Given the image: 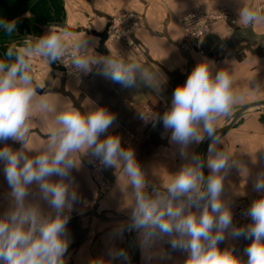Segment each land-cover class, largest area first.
Wrapping results in <instances>:
<instances>
[{
    "label": "clouds",
    "instance_id": "clouds-1",
    "mask_svg": "<svg viewBox=\"0 0 264 264\" xmlns=\"http://www.w3.org/2000/svg\"><path fill=\"white\" fill-rule=\"evenodd\" d=\"M237 14V22L244 27L264 23V9L251 2L241 3ZM16 23L0 17V32L15 33ZM72 37L68 29L50 25L44 35L29 36L22 44L9 46L0 59V141L12 138L24 145L16 151L0 147L2 172L12 200L10 209L0 216V264H64L69 241L65 227L68 217L63 213L77 199L69 180L70 170L78 166L77 153L88 150L104 167L118 168L125 184L131 186V227L141 231L143 242L167 235L173 249L187 253L185 264H264V195L254 200L245 213L252 222L233 226L230 205L221 197L225 176L237 162L227 147L217 148L222 143L217 134L218 119L228 115L249 92L264 87L248 85L237 90L231 71L220 68L213 74L212 62L200 60L185 83L174 89L170 108L160 120L165 129L172 130L171 140L181 146L182 156H187V145L201 142L206 134L211 141L207 160L192 155L168 177L163 189L153 188L149 193L134 150L122 147L118 135L100 138L115 119L114 114L104 107L82 112L70 100L58 105L55 94L38 93L32 60L38 56L49 65L67 57L66 66L84 73L100 64L103 76L124 87L134 85L137 76L158 87L156 72L118 51L93 55L86 38ZM35 110L51 114L52 122L43 145L30 156L28 151L33 149L28 143ZM141 115L145 119L155 116L146 106ZM205 166L210 170L207 176L202 171ZM32 184L52 212L45 214L38 203L27 202ZM254 187L264 192V173L257 176ZM226 231L232 237L251 239L244 250L246 261L231 249L218 247ZM115 254L125 256L122 250Z\"/></svg>",
    "mask_w": 264,
    "mask_h": 264
},
{
    "label": "crops",
    "instance_id": "crops-1",
    "mask_svg": "<svg viewBox=\"0 0 264 264\" xmlns=\"http://www.w3.org/2000/svg\"><path fill=\"white\" fill-rule=\"evenodd\" d=\"M65 18L59 26L73 33V39L86 38L88 46L96 52L98 39L91 33H101L109 20L116 15L132 11L138 14L140 27L135 33V41L142 51L137 61L149 66L156 72L158 87L147 84L139 76L130 87L103 76L99 69L102 65L92 66L88 73L80 72L79 77L66 82L63 74L53 71L41 58L32 60V73L37 91L40 94H55L56 103L70 100L73 106L82 112L95 107H104L114 114L112 124L102 133L118 135L121 146L131 147L145 175L146 190L163 189L168 177L175 174L192 155L201 154V147L207 138L187 145V156L181 155V146L171 140V129H165L160 117L171 105L174 89L185 83L195 65L207 58L213 64V74L220 68H227L233 76L237 90L260 85L264 87V23L244 27L239 24L237 10L241 3H253L264 9V0H62ZM220 8L228 9L237 22L230 28L222 23L213 26V34L203 44V55L189 57L179 49L180 31L178 17L193 11L216 12ZM49 26L39 28V37ZM71 49V43L68 45ZM118 51L125 58L133 55L122 45L115 44L106 49ZM106 55V56H107ZM52 81H56L55 84ZM264 102V90L249 92L244 99L236 103L228 115L218 119L217 129L226 126L239 109L253 103ZM147 107L154 117L143 118L141 113ZM255 106L241 113L236 123L221 133L222 143L217 148L227 147L231 158L237 163L231 167L224 179L222 199L229 205L245 201L251 203L259 199L264 192L255 187L257 176L264 173V109ZM32 136L29 139L28 155H35L44 140L52 122L51 114L35 110L32 115ZM211 142V141H210ZM208 143L203 161L207 160ZM11 145L20 150L24 145L20 141L8 138L0 141V146ZM83 153H77L78 166L70 170V184L77 194L70 209H65L67 220L66 233L68 248L64 254V264H94L101 260L103 264H135L134 244L139 249L138 264H185L187 253L173 249L168 243L170 237L157 236L143 242L141 231L131 229L132 188L125 184V178L116 167H104L111 188L98 197L97 190L89 176L83 161ZM0 166V216L12 206L9 185ZM205 176L210 170L202 169ZM57 180L59 177H52ZM27 202L38 203L45 214L52 212L50 206L40 199L35 184L29 185ZM195 210V209H194ZM251 222L234 223L243 227ZM251 239L232 237L226 231L225 239L219 243L221 250L231 249L240 260L246 261V247ZM123 251L125 256L115 253Z\"/></svg>",
    "mask_w": 264,
    "mask_h": 264
},
{
    "label": "built area",
    "instance_id": "built-area-1",
    "mask_svg": "<svg viewBox=\"0 0 264 264\" xmlns=\"http://www.w3.org/2000/svg\"><path fill=\"white\" fill-rule=\"evenodd\" d=\"M176 22L181 34L179 49L189 57L204 54L202 44L207 37L214 33L213 26L215 24L222 23L230 28L237 26L233 15L226 8H220L213 13H205L201 10L189 12L178 17ZM108 25L107 41L105 42L106 49L119 44L130 51L135 59L141 57L142 51L135 41V33L140 27L138 14L132 11L120 13L112 17ZM54 63L63 68L64 73L62 74L66 82L69 83L79 77L80 72H76L70 66H66L68 63L67 57L63 58L62 62L57 60ZM4 146L10 147L14 151L17 150L11 145H2L0 147ZM82 157L97 190L98 197L103 196L111 188V183L105 176L104 166L100 164L97 158L92 156L90 150L84 152ZM2 164L0 163V166ZM249 207V204L245 201L232 203L230 205L232 221L234 223L252 222L251 218L245 215ZM67 217L71 219L70 216Z\"/></svg>",
    "mask_w": 264,
    "mask_h": 264
},
{
    "label": "trees",
    "instance_id": "trees-1",
    "mask_svg": "<svg viewBox=\"0 0 264 264\" xmlns=\"http://www.w3.org/2000/svg\"><path fill=\"white\" fill-rule=\"evenodd\" d=\"M0 17L16 20V32H0V59L12 45H20L29 36H38L39 28L61 24L65 18L62 0H0Z\"/></svg>",
    "mask_w": 264,
    "mask_h": 264
},
{
    "label": "water",
    "instance_id": "water-1",
    "mask_svg": "<svg viewBox=\"0 0 264 264\" xmlns=\"http://www.w3.org/2000/svg\"><path fill=\"white\" fill-rule=\"evenodd\" d=\"M108 27L109 25L107 24L104 28V30L101 32V33H91V35L95 38H97L99 41H98V46H97V49H96V52L99 54V55H102V56H106L107 55V51H106V47H105V42L107 41V31H108ZM51 67L53 68V71L55 72H58V73H64V70L62 67L56 65V64H52ZM259 105H263L264 106V102H261V103H253L251 105H247V106H244L242 107L241 109H239L237 111V113L233 116L232 120L224 127L222 128H219L217 129V134L220 135L221 133H223L224 131L226 130H229L235 123L236 121L239 119L241 113L245 110H248L250 108H253L255 106H259ZM210 142V139L207 137L201 147V154H200V158L201 160L203 161V158H204V153H205V150H206V147L208 145V143ZM131 229H134L131 227ZM134 256H135V264H138V260H139V249H138V246L137 244L135 243L134 244Z\"/></svg>",
    "mask_w": 264,
    "mask_h": 264
},
{
    "label": "bare ground",
    "instance_id": "bare-ground-1",
    "mask_svg": "<svg viewBox=\"0 0 264 264\" xmlns=\"http://www.w3.org/2000/svg\"><path fill=\"white\" fill-rule=\"evenodd\" d=\"M260 107H263L264 108V106H260Z\"/></svg>",
    "mask_w": 264,
    "mask_h": 264
},
{
    "label": "rangeland",
    "instance_id": "rangeland-1",
    "mask_svg": "<svg viewBox=\"0 0 264 264\" xmlns=\"http://www.w3.org/2000/svg\"><path fill=\"white\" fill-rule=\"evenodd\" d=\"M264 109V108H263Z\"/></svg>",
    "mask_w": 264,
    "mask_h": 264
}]
</instances>
